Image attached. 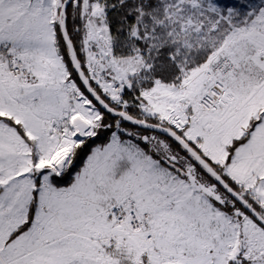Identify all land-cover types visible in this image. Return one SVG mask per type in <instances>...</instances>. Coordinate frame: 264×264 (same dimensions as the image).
Listing matches in <instances>:
<instances>
[{"label":"snow or ice","instance_id":"snow-or-ice-1","mask_svg":"<svg viewBox=\"0 0 264 264\" xmlns=\"http://www.w3.org/2000/svg\"><path fill=\"white\" fill-rule=\"evenodd\" d=\"M0 264H264V0H0Z\"/></svg>","mask_w":264,"mask_h":264}]
</instances>
